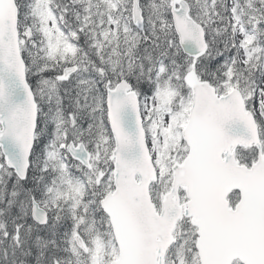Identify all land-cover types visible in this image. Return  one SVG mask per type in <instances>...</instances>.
Here are the masks:
<instances>
[{
    "label": "snow or ice",
    "instance_id": "1",
    "mask_svg": "<svg viewBox=\"0 0 264 264\" xmlns=\"http://www.w3.org/2000/svg\"><path fill=\"white\" fill-rule=\"evenodd\" d=\"M0 264H264V0H0Z\"/></svg>",
    "mask_w": 264,
    "mask_h": 264
}]
</instances>
